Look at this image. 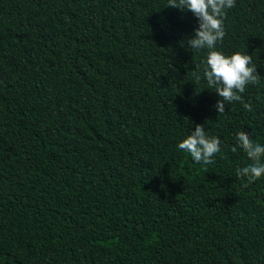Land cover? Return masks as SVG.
I'll return each instance as SVG.
<instances>
[{
	"label": "trees",
	"instance_id": "obj_1",
	"mask_svg": "<svg viewBox=\"0 0 264 264\" xmlns=\"http://www.w3.org/2000/svg\"><path fill=\"white\" fill-rule=\"evenodd\" d=\"M167 2L0 0V264H264V175H236V133L264 146V0L225 10L216 49L261 84L220 114ZM196 124L211 164L178 148Z\"/></svg>",
	"mask_w": 264,
	"mask_h": 264
},
{
	"label": "clouds",
	"instance_id": "obj_2",
	"mask_svg": "<svg viewBox=\"0 0 264 264\" xmlns=\"http://www.w3.org/2000/svg\"><path fill=\"white\" fill-rule=\"evenodd\" d=\"M234 6L235 0H168L166 6L189 11L198 19L199 26L187 44L195 50L207 49V57L202 77L198 71H194L192 75L197 83L203 78L207 87L214 89L219 97L215 105L219 114L225 112L226 102H243L240 93L249 84H261V76L250 55L235 52L226 56L216 49L217 42L222 41L225 36V10ZM244 108L252 111L251 103H245ZM236 140L252 161L243 168H237L236 175L238 178L247 177L248 183H252L264 175V146L253 142L244 131L236 133ZM220 144L218 137H209L204 126L196 124L195 130L179 143L178 148L188 153L196 163L208 165L214 162L213 157L220 151ZM232 151L235 152L236 147ZM247 186L248 184L244 185Z\"/></svg>",
	"mask_w": 264,
	"mask_h": 264
}]
</instances>
